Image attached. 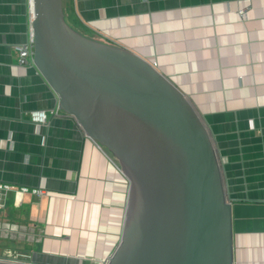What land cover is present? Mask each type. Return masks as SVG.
I'll return each mask as SVG.
<instances>
[{
	"label": "crops",
	"instance_id": "0c3cea01",
	"mask_svg": "<svg viewBox=\"0 0 264 264\" xmlns=\"http://www.w3.org/2000/svg\"><path fill=\"white\" fill-rule=\"evenodd\" d=\"M64 3L76 29L145 58L188 97L222 169L233 264H264V0ZM30 20L29 0H0V183L8 187L0 237L21 241L1 252L39 264H105L120 238L128 180L59 108L36 65L19 64L15 46ZM34 109L46 124L31 121Z\"/></svg>",
	"mask_w": 264,
	"mask_h": 264
},
{
	"label": "water",
	"instance_id": "95a60500",
	"mask_svg": "<svg viewBox=\"0 0 264 264\" xmlns=\"http://www.w3.org/2000/svg\"><path fill=\"white\" fill-rule=\"evenodd\" d=\"M64 1L33 0L34 64L128 180L105 264H233L231 203L202 116L148 60L76 29Z\"/></svg>",
	"mask_w": 264,
	"mask_h": 264
},
{
	"label": "built area",
	"instance_id": "2783aa9c",
	"mask_svg": "<svg viewBox=\"0 0 264 264\" xmlns=\"http://www.w3.org/2000/svg\"><path fill=\"white\" fill-rule=\"evenodd\" d=\"M29 7L31 11V20H30L31 24H30V31H29L28 37L26 41H24L23 43L17 44L15 46L18 52V62L19 64H22V65H28V64L34 63V36H33V31H32V20L34 16L33 0H29ZM238 13L241 17H244L246 14V9L241 8L238 10ZM30 119L31 121H33L34 123L38 125L46 124V121H47V117H46L44 110H38V109L31 110ZM109 158H110V161L117 167V169L120 172H122L120 166L114 161V159L111 157ZM7 188L8 187L6 184L0 183V191H7ZM37 193L43 194L44 192L42 190H38ZM4 257L8 259H13L19 262L31 263L27 260H22L21 258H18V256H13L9 254Z\"/></svg>",
	"mask_w": 264,
	"mask_h": 264
},
{
	"label": "rangeland",
	"instance_id": "374dc122",
	"mask_svg": "<svg viewBox=\"0 0 264 264\" xmlns=\"http://www.w3.org/2000/svg\"><path fill=\"white\" fill-rule=\"evenodd\" d=\"M65 10H66V13H67V10H68V7H67V4H65ZM68 12H69V10H68ZM67 18H68V21H69V15H67ZM70 22V21H69ZM71 23V22H70ZM106 151V150H105ZM108 153V152H107ZM109 154V153H108ZM110 155V154H109ZM111 157H112V155H110ZM113 158V157H112ZM114 159V158H113ZM115 161V160H114ZM116 163H117V161H115ZM19 242H21V241H19V240H17V239H14V240H11L10 239V237H4V238H2V237H0V256H6V254H3L2 252H1V246L2 245H4V246H6V245H8V244H14V245H16L17 243H19ZM8 255V254H7Z\"/></svg>",
	"mask_w": 264,
	"mask_h": 264
},
{
	"label": "bare ground",
	"instance_id": "6f19581e",
	"mask_svg": "<svg viewBox=\"0 0 264 264\" xmlns=\"http://www.w3.org/2000/svg\"><path fill=\"white\" fill-rule=\"evenodd\" d=\"M9 251V250H8ZM11 253V252H10ZM9 255H11V254H9Z\"/></svg>",
	"mask_w": 264,
	"mask_h": 264
}]
</instances>
